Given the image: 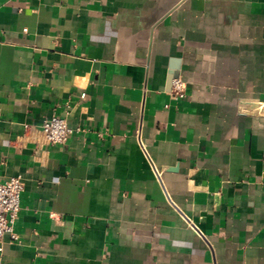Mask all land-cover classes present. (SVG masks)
<instances>
[{"label":"crops","instance_id":"0c3cea01","mask_svg":"<svg viewBox=\"0 0 264 264\" xmlns=\"http://www.w3.org/2000/svg\"><path fill=\"white\" fill-rule=\"evenodd\" d=\"M256 100L264 0H0V264H264Z\"/></svg>","mask_w":264,"mask_h":264},{"label":"built area","instance_id":"2783aa9c","mask_svg":"<svg viewBox=\"0 0 264 264\" xmlns=\"http://www.w3.org/2000/svg\"><path fill=\"white\" fill-rule=\"evenodd\" d=\"M173 98H182L186 94V83L181 77L172 82ZM26 127H29L27 125ZM40 131L43 141L49 145L65 144L78 129L71 127L63 117L53 116L44 120ZM160 176V172L157 170ZM24 191V180L21 175L1 181L0 179V262L4 251V238L10 235L12 241L19 238L15 233V222L21 208V195Z\"/></svg>","mask_w":264,"mask_h":264},{"label":"water","instance_id":"95a60500","mask_svg":"<svg viewBox=\"0 0 264 264\" xmlns=\"http://www.w3.org/2000/svg\"><path fill=\"white\" fill-rule=\"evenodd\" d=\"M249 107H250V109H260V108H262L261 109V114L264 115V107H263V104H262L261 101L256 100L254 102H251L249 104Z\"/></svg>","mask_w":264,"mask_h":264}]
</instances>
